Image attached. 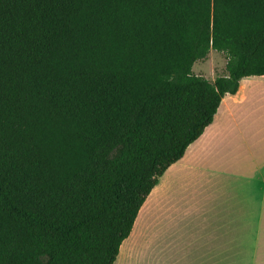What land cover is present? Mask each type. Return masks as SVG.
<instances>
[{"label": "trees", "instance_id": "1", "mask_svg": "<svg viewBox=\"0 0 264 264\" xmlns=\"http://www.w3.org/2000/svg\"><path fill=\"white\" fill-rule=\"evenodd\" d=\"M211 50L215 81L192 74ZM250 76L264 0H0V264H115Z\"/></svg>", "mask_w": 264, "mask_h": 264}, {"label": "crops", "instance_id": "2", "mask_svg": "<svg viewBox=\"0 0 264 264\" xmlns=\"http://www.w3.org/2000/svg\"><path fill=\"white\" fill-rule=\"evenodd\" d=\"M115 264H264V76L159 178Z\"/></svg>", "mask_w": 264, "mask_h": 264}, {"label": "rangeland", "instance_id": "3", "mask_svg": "<svg viewBox=\"0 0 264 264\" xmlns=\"http://www.w3.org/2000/svg\"><path fill=\"white\" fill-rule=\"evenodd\" d=\"M227 61V56L224 53L211 50L205 60L194 63L192 74L202 76L210 81H215L218 77L227 74Z\"/></svg>", "mask_w": 264, "mask_h": 264}]
</instances>
